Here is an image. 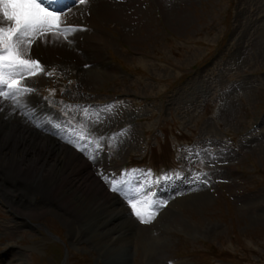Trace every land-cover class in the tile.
Here are the masks:
<instances>
[{
	"label": "rangeland",
	"instance_id": "obj_1",
	"mask_svg": "<svg viewBox=\"0 0 264 264\" xmlns=\"http://www.w3.org/2000/svg\"><path fill=\"white\" fill-rule=\"evenodd\" d=\"M113 3L107 0L89 6L87 11L96 22L98 16H111L109 19L124 27V37L115 29L108 30L107 34L116 36L111 47L97 48L106 58L99 61L98 54L90 50L97 58L91 65L95 70L88 69L92 77L86 74L85 78L83 73L64 95L71 90L80 98L134 92L142 100L151 99L152 108L145 120H129L133 127L126 137L119 138L122 142L114 164L128 161L160 166L168 164L166 159L174 164L170 157L174 143L182 167L197 166L208 178L214 176L223 182L207 192L201 189L190 196L181 192L185 194L172 200L159 219L156 216L143 226L115 194L106 192L86 165L82 173L89 172L98 184V192L102 191L97 195L99 201L113 204L108 217L121 209L120 218L126 221L122 224L125 229H120L129 236L128 241L123 240L124 246L109 237L120 220L110 221L114 232L99 235L109 248L115 244V251L108 252L93 232L101 233L106 221L102 226L84 221L83 212L74 211L76 204L68 208V202L47 190L45 183L0 165V238H5L0 241V264H118L114 256H120L122 264H264V0H132L126 7L123 2ZM98 5L103 6L104 16ZM108 5L113 6L111 15L105 13ZM89 16L78 14L73 19L79 22L72 23L83 25L80 19ZM90 36L99 40L95 34ZM90 42L77 39L71 48L82 52ZM210 59H216L213 77L206 75L209 71L201 73L202 68L185 79L179 76ZM85 65L90 63L82 65L87 70ZM186 80L194 82V88ZM255 123L257 129L252 128ZM34 131L38 130L31 127L29 132L34 135ZM225 136L232 137L235 145ZM196 137H209L205 142L209 148L190 164L181 141ZM28 140L32 142V138ZM75 178L88 187L85 174ZM20 183L22 188L27 186L29 199V195L19 194ZM20 209L34 211L36 216L23 215ZM15 222L19 224L14 229L10 224ZM85 224L88 227L83 231Z\"/></svg>",
	"mask_w": 264,
	"mask_h": 264
},
{
	"label": "snow or ice",
	"instance_id": "obj_2",
	"mask_svg": "<svg viewBox=\"0 0 264 264\" xmlns=\"http://www.w3.org/2000/svg\"><path fill=\"white\" fill-rule=\"evenodd\" d=\"M88 0H0V120H7L14 115L23 117L26 123L55 136L59 141L70 145L78 152L83 153L89 160L95 162L96 157L105 151L102 144L104 136L90 135L87 125L74 126L67 119H60L54 113L42 112L40 105H33L30 97L36 93L32 80L40 75L52 76L55 70L47 71L37 58L32 56L33 45L40 41L44 44L63 45L71 48L75 44L72 38L77 32L88 31L85 26L70 25L67 23L65 9L70 11L69 5H86ZM88 67V65H85ZM71 83V82H69ZM55 95V90H50ZM43 99L47 100V97ZM11 104L9 110L8 105ZM69 110H82L86 118L95 114L97 120L102 114L112 113L117 107L115 103L102 106L68 105ZM128 135V129L113 133L108 137L109 149H115L122 141L121 137ZM186 159L189 163L194 158H200L206 149L189 148L186 150ZM109 155L111 152L109 151ZM210 155V154H209ZM214 158V157H213ZM203 163V159L200 160ZM140 173L131 182L127 179H116L102 172L101 178L110 185V190L118 193L131 209L141 224L151 223L159 208L165 207L167 201H155L154 193L150 190L154 185L189 181L204 183L207 173L197 172L194 175L182 174L179 170L162 173L156 176L151 169L131 170L121 173L123 177ZM151 181V183H145Z\"/></svg>",
	"mask_w": 264,
	"mask_h": 264
},
{
	"label": "bare ground",
	"instance_id": "obj_3",
	"mask_svg": "<svg viewBox=\"0 0 264 264\" xmlns=\"http://www.w3.org/2000/svg\"><path fill=\"white\" fill-rule=\"evenodd\" d=\"M90 1H97V0H90ZM131 1L132 0H126L125 2H123L124 3L123 6L126 7L125 4L128 5L129 2H131ZM108 2L113 3V2H110V0H108ZM114 3H117V2L114 1ZM102 7L103 6L100 7V5H98L97 9H98V12H103L100 14L104 16V11H103ZM105 8H107L106 9L107 12H105V13H109V15H111V13H113V12H110V10H111L110 8H113L112 5L105 6ZM97 9H96V16H98L97 15ZM78 11H80V10H78ZM109 18H111V16L106 15L105 17H102V18L98 16L97 22L93 20L92 16H89V18L80 19V21H82L84 23H82L83 25H81V24H78V25L85 26L87 29L89 27L91 29V31L86 34V36L83 40H87L89 42L90 40L88 38H91L90 34H95L97 37H99V40L103 39L105 35H103L99 30L101 28L102 23H103V25H105L104 20L112 21V19H109ZM73 20H77V19H73ZM110 21H109V23H106V24H110L113 22V21L112 22H110ZM76 22L78 23L79 21L77 20ZM91 22L95 23V24L92 25V24H90ZM113 23L116 27V30H117V28H119V30H117V31L121 32L122 29L124 30V27L122 28L117 23H115V22H113ZM68 24H70V23H68ZM71 24H74V23H71ZM78 33H80V32H78ZM74 38L75 37H73V39ZM77 39L78 38H76L74 40H77ZM93 41H96V39H94ZM38 42L39 41H37L33 45L32 56H39L40 53L41 54L43 53L42 57L46 58L47 55H45V54H48V53L54 54V52L55 53L57 52V53L62 55V60H61L62 63L65 65H69L68 57L70 54L62 53L65 51H67L69 53L73 52V49L70 48L72 50L71 51L69 49L68 45L63 44V45H55L54 46L52 44H44V43H41V42L38 43ZM81 44H82V42H81ZM92 44L93 43L89 44L90 45L89 49L92 48ZM35 45H36V47H35ZM34 47L35 48L39 47V48L35 50ZM77 47H80V46H77ZM84 53H85V55H87L89 52H87V53L84 52ZM81 54H82V52L80 53V55L78 53L75 55L76 58L78 59L77 64H79V62L82 60ZM90 69L95 70V68H90ZM81 72L86 73L84 70L83 71L81 70ZM8 108H9V110L11 109L10 102H9ZM0 115H3V114L0 113ZM8 121H9V123H7V124L0 123V165L9 166L11 168L12 172L17 174V175L27 176L29 179L45 183L47 190H51V192H53V194L55 196H58L61 201H67L68 202L67 203L68 208H70V207H72V205L76 204L77 208H74V211L81 212V213L83 212L82 213V219L84 221L88 220V222L90 224L97 223L98 226H102L106 221L107 227L102 226L103 229H102L101 233H99L96 230L93 231L95 234V240L97 241L98 244H100L104 248L108 249L109 246L106 243H104L103 241H101V239L99 238V235L100 234H105V235L108 234L109 235V234H111V232H114L113 231L114 226H111L112 222L110 223V221L114 220V219L120 220L119 225L117 224L115 226L116 231H115V233H113L114 235L109 236V237H113L114 240L117 241L118 245L124 246L123 240L128 241L129 236H127L128 232L126 230H125V232L120 230L123 228L122 224H124L126 222L125 220L120 218L122 216V211H121V209H118L117 213L114 215V217L113 216H112V218L108 217L111 215V210H112L111 206H113V204L108 206V204L106 202H103V201L100 202L99 201L100 198L97 195L101 194L102 191L98 192V190H99L98 184L93 182V179H92L89 172L82 173L84 170V167L87 165V163L84 161H87V160L84 159L82 157V155H80V156L83 158L84 161L80 157L77 158V155L75 154L76 152L74 150H72L71 148L67 149L66 145H65L66 146L65 147V146H63L64 144L62 145V143L61 144L58 143L59 141L57 142V140L54 137H52V138H50L49 136L46 137V135H44L38 131H34V135H32L29 131L31 130V127H33V126H31L29 123H26L24 121L23 117L20 118L17 115H16V117L11 116L8 118ZM35 130H38V129L35 128ZM7 131H9V132L7 133ZM25 138H27V140H25ZM30 138H32V142H30L28 140ZM30 152H31V155H29ZM48 158L50 159V162L49 161L46 162ZM49 167H52V169H48ZM53 173H55L56 176L54 175V177H53ZM60 174H62L64 176L61 179H58L60 177ZM82 174H85L86 178L88 179V187L80 185L79 180L77 178H75V177L80 176ZM69 176H72L74 178L68 180ZM97 180L101 184V181L99 179H97ZM8 182L10 183L11 181H8ZM4 183H6V182L4 181ZM22 186H23V184H21V185L17 184L19 194L22 193L24 195L25 194L29 195L28 196V199H29L30 193L27 191V188H26L27 186L25 185V188L24 187L22 188ZM189 189H187V190L189 191ZM201 189L202 188H199L198 190L201 191ZM31 191H32V188H31L30 192ZM194 191H197V190L191 191L192 192L191 195L194 193ZM96 192H98V193H96ZM180 192H185V193H188V195H189V192H187V191H180ZM46 199H47V197H46ZM42 201L45 202V204H47L48 199L46 201L45 199L42 198ZM120 202H121V200H120ZM121 204H123V203L121 202ZM49 205H51V203ZM127 208H129V207H127ZM83 209H85L87 211L86 215H84L85 211H83ZM113 209L116 210V208H113ZM165 210L166 209H163L162 211H160V213L157 215L158 219L160 218L161 214ZM19 212L23 215L36 216V214L33 213L34 211L30 212L26 209H20ZM106 212H109V213L106 214L105 217H102L101 216L102 213H106ZM130 212H131V210H130ZM90 213H92V214L90 215ZM15 223H16L15 225L10 224V226L13 227L14 229L16 226H18L17 224H19V222H15ZM144 225H146V224H144ZM87 227H88V224H85V226L83 227V229H84L83 231H86ZM123 229H125V228H123ZM1 236H2V234H1ZM124 237H126V239H124ZM4 240H5V238H3V237L0 238L1 243ZM114 251H115V244L109 248L108 252H114ZM120 258H121L120 256H114L113 257V259L116 263L122 264L119 261Z\"/></svg>",
	"mask_w": 264,
	"mask_h": 264
}]
</instances>
